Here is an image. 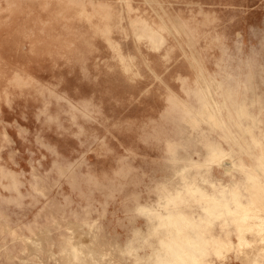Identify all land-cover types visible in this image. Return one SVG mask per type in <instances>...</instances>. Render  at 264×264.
<instances>
[{
    "label": "rangeland",
    "instance_id": "obj_1",
    "mask_svg": "<svg viewBox=\"0 0 264 264\" xmlns=\"http://www.w3.org/2000/svg\"><path fill=\"white\" fill-rule=\"evenodd\" d=\"M198 263L264 264V0H0V264Z\"/></svg>",
    "mask_w": 264,
    "mask_h": 264
},
{
    "label": "bare ground",
    "instance_id": "obj_2",
    "mask_svg": "<svg viewBox=\"0 0 264 264\" xmlns=\"http://www.w3.org/2000/svg\"><path fill=\"white\" fill-rule=\"evenodd\" d=\"M203 120H204V119H203ZM214 121H215V120H214ZM216 123H217V122H216ZM201 259H202V258H201ZM197 260H198V262H199V261H201V260H200V259H198V258H197ZM203 260H205V259H203ZM201 263H202V262H201ZM198 264H199V263H198ZM208 264H209V263H208Z\"/></svg>",
    "mask_w": 264,
    "mask_h": 264
}]
</instances>
